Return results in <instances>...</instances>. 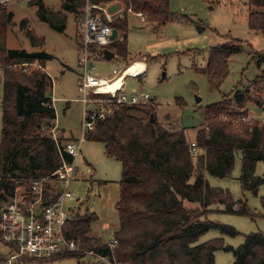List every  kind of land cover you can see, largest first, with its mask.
<instances>
[{
    "label": "trees",
    "instance_id": "trees-1",
    "mask_svg": "<svg viewBox=\"0 0 264 264\" xmlns=\"http://www.w3.org/2000/svg\"><path fill=\"white\" fill-rule=\"evenodd\" d=\"M30 3L39 6L37 14L41 20L63 31L68 23L67 12L81 14L86 0H63L64 11L46 8L41 0ZM124 4L126 16L113 23L124 33L123 38L108 49L126 60L129 8L143 12L145 22L156 26L165 25L175 13L171 0H124ZM249 5V28L264 35V0H249ZM10 21L7 6L0 3V84L2 81L4 84L0 205L13 197L17 188L29 190L34 182L50 176L61 165L57 143L47 132L57 119L51 76L46 70L47 55L8 48ZM25 22L22 27L32 44L41 46L43 38L27 29ZM242 50L239 39L209 49L206 71L212 88L222 86L230 73L231 56ZM258 58L261 65L264 53ZM263 91L264 72L245 90H238L233 96L225 94L221 101L206 107L207 123L197 129L194 139L189 138L185 129L160 124L153 101L120 105L105 120L96 122L87 140L102 142L106 155L122 164L120 198L116 204L119 228L112 236L118 243L111 254L104 237L91 235V225L98 216L89 211L71 213L66 225L67 236L80 241L87 250L97 249L101 254L110 255L120 264H216L215 253L222 249L234 253L235 261L230 264H264V233L261 231L246 235L244 243L238 247L225 244L224 237L199 243L211 229L227 236L238 234L233 226L207 218L212 205L222 204L224 211L232 213L236 211L237 201L228 190L211 186L205 172L221 178L230 176L236 153L240 152L243 190H258L264 185V176L256 174L258 162H264V123L258 119L236 120L248 114L246 108L250 102L255 101L259 107L264 105ZM58 132L60 144L69 141L59 129ZM63 154L66 161L73 160L69 154ZM45 186L48 198L50 184ZM262 202L264 205V196ZM239 211L252 217L256 215L244 202ZM6 257L5 253H0V262ZM65 257H76L82 264H104L97 258L78 253L58 254L54 259ZM52 261L40 259L27 263L50 264Z\"/></svg>",
    "mask_w": 264,
    "mask_h": 264
},
{
    "label": "rangeland",
    "instance_id": "rangeland-1",
    "mask_svg": "<svg viewBox=\"0 0 264 264\" xmlns=\"http://www.w3.org/2000/svg\"><path fill=\"white\" fill-rule=\"evenodd\" d=\"M31 0H8L7 6L11 21L7 31V46L10 49H24L28 53H45L46 70L54 79V106L57 112L55 124L66 138L78 140L82 137L83 104L78 100L82 94L78 90V77L81 68L78 62L76 37L81 34V14L67 12L68 23L60 31L40 19L38 5ZM46 8L54 11L62 9L63 0H41ZM120 4L109 7L111 14L117 13ZM175 15L162 26L147 24L141 17L129 12L128 52L126 60L115 56L101 58L93 71L96 76L106 78L114 69L124 68L135 61L146 64L142 76L126 77V91L133 89L149 94L150 102L156 106L160 124L185 129L189 138L194 139L197 129L206 125V107L215 104L226 94L234 95L245 90L251 82L264 72V62L258 64V56L264 53V35L249 28V0H171ZM264 11V9H263ZM116 20V19H115ZM25 27L43 38L44 43L34 46L27 36ZM115 23V21L113 22ZM124 35L114 29L112 41ZM239 39L243 50L231 56L230 73L222 86L209 85L207 65L209 49ZM126 61V62H125ZM1 73V68H0ZM4 84H0V133L2 131V108ZM178 100L184 103L180 104ZM264 100V91H263ZM248 114L261 115V107L255 101L247 105ZM80 156L76 157L78 170L76 179L69 184L73 199H66L65 210L70 213L85 214L94 212L98 220L91 225V235L105 233L113 236L119 228V215L116 204L120 198L122 164L108 157L102 142L84 139ZM235 167L227 177H217L205 172V177L213 187L228 190L237 201L234 212L224 211V205H212L207 218L211 221L233 226L236 236L222 235L217 229L204 234L200 242L224 237L227 245L238 247L246 235L253 232L264 233V185L257 190L244 191L240 176L242 158L235 156ZM256 174L264 176V162L256 167ZM246 203L255 217L244 215L239 210ZM107 239V238H105ZM6 248L0 240V253ZM235 261L232 251L219 250L215 253L216 264H230ZM84 263V262H83ZM50 264H82L76 257L53 260Z\"/></svg>",
    "mask_w": 264,
    "mask_h": 264
},
{
    "label": "built area",
    "instance_id": "built-area-1",
    "mask_svg": "<svg viewBox=\"0 0 264 264\" xmlns=\"http://www.w3.org/2000/svg\"><path fill=\"white\" fill-rule=\"evenodd\" d=\"M8 0H0L5 3ZM120 4L117 13L111 14L109 7L112 4ZM126 7L124 0H108L95 3L86 0L81 13L78 45V62L81 68L77 83L82 96L78 99L83 104L82 137L78 140L59 143L58 126L55 124L47 132L57 143L61 165L50 176L34 182L29 190L17 188L13 197L3 201L0 205V240L6 251L5 261L0 264H28L29 260H55L58 254L78 253L97 258L104 264H120L108 254H101L97 249L87 250L80 241L69 238L66 234L67 221L71 213L65 210L66 199H73L69 190V184L77 178L78 170L75 165L84 139L94 128L95 123L105 120L115 108L120 105H138L148 103L150 96L147 93L134 89L126 91V67L114 69L109 77L96 76L91 71L97 68V61L104 56V50L114 41L111 37L114 33L113 22L117 18H124ZM128 12L145 20L143 12H134L131 8ZM146 71V70H145ZM140 72L135 76L143 75ZM122 79V84L117 90H102V87L116 80ZM52 90L54 79L51 76ZM54 103V97H53ZM258 119L264 123V105L261 107V115L253 113L236 119L240 122H249ZM170 127V126H169ZM192 146L196 144L192 142ZM73 157L71 162L66 161L63 153ZM46 183L50 184L49 196L46 197ZM118 241L108 238L105 246L109 247L111 254Z\"/></svg>",
    "mask_w": 264,
    "mask_h": 264
},
{
    "label": "bare ground",
    "instance_id": "bare-ground-1",
    "mask_svg": "<svg viewBox=\"0 0 264 264\" xmlns=\"http://www.w3.org/2000/svg\"><path fill=\"white\" fill-rule=\"evenodd\" d=\"M146 70V64L142 61H135L133 63H131L129 66L126 67V75H132L135 76L140 72H145ZM122 79H118L116 80L113 84L108 83L107 85L102 87V90H117L121 84H122Z\"/></svg>",
    "mask_w": 264,
    "mask_h": 264
},
{
    "label": "crops",
    "instance_id": "crops-1",
    "mask_svg": "<svg viewBox=\"0 0 264 264\" xmlns=\"http://www.w3.org/2000/svg\"><path fill=\"white\" fill-rule=\"evenodd\" d=\"M115 29H116V28H115ZM118 30H119V29H118ZM119 31L122 32L121 30H119ZM122 38H123V36H122L120 39H118V40H121ZM78 40H79L78 37H76L77 44H78ZM118 40H115L114 42H116V41H118ZM114 42H113V43H114ZM78 45H79V44H78ZM114 54H115V53H114ZM114 57H115V56H114ZM114 57H113V58H114ZM113 58H112V59H113ZM100 59H101V58H100ZM106 59H107V58H106ZM125 62H126V61H125ZM142 62H143V61H142ZM145 72H146V71H145ZM144 74H145V73H144ZM144 74H143V75H144ZM110 75H111V74H110ZM110 75H109V76H110ZM109 76H107V77H109ZM140 76H142V75H140ZM134 77H138V76H134ZM133 90H134V89H133ZM56 124H57V123H56ZM58 129H59V128H58ZM61 134L63 135V132H62V131H61ZM63 136H64V135H63ZM64 137H65V136H64ZM68 139H69V138H68ZM73 140H74V139H69V141H73ZM81 146H82V145H81ZM81 151H82V149L80 150V153H81ZM80 153H79L78 156H80ZM78 170H79V168H78ZM78 173H79V172H78ZM98 236H101V237L107 238L106 241L108 240V238H111V237H112V236H111V237L107 236L105 233H101V234H99Z\"/></svg>",
    "mask_w": 264,
    "mask_h": 264
},
{
    "label": "water",
    "instance_id": "water-1",
    "mask_svg": "<svg viewBox=\"0 0 264 264\" xmlns=\"http://www.w3.org/2000/svg\"><path fill=\"white\" fill-rule=\"evenodd\" d=\"M104 55H105V57L107 58V59H112L114 56H115V54H114V52L112 51V50H110V49H108V48H106L105 50H104ZM152 121L154 120V117L152 116ZM255 192L257 193V189L255 190Z\"/></svg>",
    "mask_w": 264,
    "mask_h": 264
}]
</instances>
